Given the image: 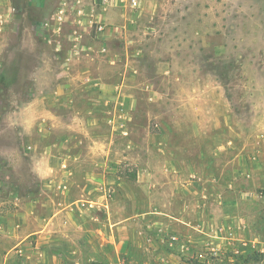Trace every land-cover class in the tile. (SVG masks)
Wrapping results in <instances>:
<instances>
[{
  "label": "rangeland",
  "instance_id": "1",
  "mask_svg": "<svg viewBox=\"0 0 264 264\" xmlns=\"http://www.w3.org/2000/svg\"><path fill=\"white\" fill-rule=\"evenodd\" d=\"M0 264H264V0H0Z\"/></svg>",
  "mask_w": 264,
  "mask_h": 264
},
{
  "label": "trees",
  "instance_id": "2",
  "mask_svg": "<svg viewBox=\"0 0 264 264\" xmlns=\"http://www.w3.org/2000/svg\"><path fill=\"white\" fill-rule=\"evenodd\" d=\"M136 176H137L136 172H133V173H132V177L135 178Z\"/></svg>",
  "mask_w": 264,
  "mask_h": 264
},
{
  "label": "crops",
  "instance_id": "3",
  "mask_svg": "<svg viewBox=\"0 0 264 264\" xmlns=\"http://www.w3.org/2000/svg\"><path fill=\"white\" fill-rule=\"evenodd\" d=\"M97 1H99V0H97ZM105 7H106V5H105Z\"/></svg>",
  "mask_w": 264,
  "mask_h": 264
}]
</instances>
